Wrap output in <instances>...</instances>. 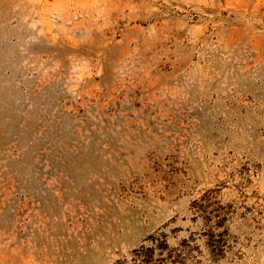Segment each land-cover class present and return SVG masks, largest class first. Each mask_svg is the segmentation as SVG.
Wrapping results in <instances>:
<instances>
[{"label":"rangeland","instance_id":"1","mask_svg":"<svg viewBox=\"0 0 264 264\" xmlns=\"http://www.w3.org/2000/svg\"><path fill=\"white\" fill-rule=\"evenodd\" d=\"M0 264H264V0H0Z\"/></svg>","mask_w":264,"mask_h":264}]
</instances>
